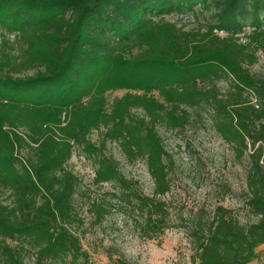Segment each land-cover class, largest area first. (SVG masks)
Listing matches in <instances>:
<instances>
[{
	"label": "trees",
	"instance_id": "trees-1",
	"mask_svg": "<svg viewBox=\"0 0 264 264\" xmlns=\"http://www.w3.org/2000/svg\"><path fill=\"white\" fill-rule=\"evenodd\" d=\"M209 4L217 21L205 30L166 19ZM0 26L14 35H0V195L11 200L0 204L1 264H26V254L34 264L82 256L70 230L79 179L66 168L75 146L99 154L94 185L128 190L118 164L100 156L106 143L129 163L143 161L152 194L123 198L145 213V234L162 232L171 162L156 127L183 130L187 111L201 109L235 159L248 158L244 204L256 221L240 224L221 207L199 219L189 232L192 264L256 259L264 245V78L250 67L264 52V0H0ZM116 90L125 93L109 104L106 94Z\"/></svg>",
	"mask_w": 264,
	"mask_h": 264
},
{
	"label": "rangeland",
	"instance_id": "rangeland-1",
	"mask_svg": "<svg viewBox=\"0 0 264 264\" xmlns=\"http://www.w3.org/2000/svg\"><path fill=\"white\" fill-rule=\"evenodd\" d=\"M215 13L212 4L207 7L197 5L192 12L169 15L166 19L184 25L186 30H205L216 23ZM242 31L240 42L247 43L251 27ZM0 35L14 40V35L1 26ZM216 35L223 37L225 33L217 31ZM13 47L18 49L19 45ZM255 57L257 61L250 67V73L264 78V52L259 49ZM32 74L22 73L18 77ZM216 85L221 93L228 91L227 80ZM124 93L125 90L108 92L107 102L110 104ZM187 112L189 124L183 130L156 127L169 156L171 170L170 191L161 198L167 206L165 228L151 236L143 231L145 213L140 211L135 199L123 198L127 193L152 194L153 182L145 163H129L117 144L106 143L100 156L111 158L118 164L119 172L128 182V190L118 182L94 185L92 179L99 154L88 157L81 148L74 147L66 168L79 179L73 201L76 221L70 227L78 237L82 252L76 264H192L195 251L189 232L199 219L206 223L212 219L215 209L221 207L232 211L240 224L256 221L244 204L248 158L245 155L240 161L235 159L231 146L216 133L208 114L202 109ZM132 114L143 115L140 110H133ZM99 138V132H92L89 136L96 146ZM7 196L0 195V204H10ZM256 253V259L249 264H264V245L258 247ZM24 257L26 264H34L31 255ZM57 264L70 262L66 260Z\"/></svg>",
	"mask_w": 264,
	"mask_h": 264
},
{
	"label": "built area",
	"instance_id": "built-area-1",
	"mask_svg": "<svg viewBox=\"0 0 264 264\" xmlns=\"http://www.w3.org/2000/svg\"><path fill=\"white\" fill-rule=\"evenodd\" d=\"M215 33H217V31H214ZM253 104H255V100H253ZM257 107V106H256Z\"/></svg>",
	"mask_w": 264,
	"mask_h": 264
}]
</instances>
